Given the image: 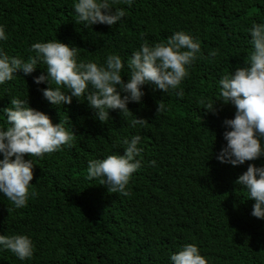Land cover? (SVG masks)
<instances>
[{
  "label": "trees",
  "instance_id": "trees-1",
  "mask_svg": "<svg viewBox=\"0 0 264 264\" xmlns=\"http://www.w3.org/2000/svg\"><path fill=\"white\" fill-rule=\"evenodd\" d=\"M73 3L0 0V24L9 36L0 47L27 58L33 42L58 38L78 46L81 59L102 62L114 52L126 63L143 41H163L183 29L199 38L205 58L193 64L183 96L145 86L142 103L128 105L148 120L143 128H131V117L118 111L102 124L75 98L61 108L51 105L33 82L41 68L28 76L17 72L0 85V107L19 94L54 123L68 121L76 134L72 147L33 157L30 191L36 195L26 207L17 209L0 196V234L26 233L35 244L25 261L0 251V264H170L169 253L185 243H195L209 264H264V220L251 215L254 201L234 184L248 163L264 158L239 166L219 162L222 122L235 108L217 102L212 114L198 103L201 96L218 98V78L244 63L251 49L247 29L264 22V0H134L130 8L118 5L126 10L118 24L92 28L75 23ZM209 49L219 54L209 58ZM160 99L166 110L157 114ZM135 134L142 136L143 165L128 195L110 193L88 177L87 162L123 154L116 141Z\"/></svg>",
  "mask_w": 264,
  "mask_h": 264
},
{
  "label": "clouds",
  "instance_id": "clouds-1",
  "mask_svg": "<svg viewBox=\"0 0 264 264\" xmlns=\"http://www.w3.org/2000/svg\"><path fill=\"white\" fill-rule=\"evenodd\" d=\"M120 3L130 8L134 0H74L75 23L84 28L114 26L125 16ZM247 32L251 49L244 63L218 78V98L201 96L198 101L200 108L212 114L218 112L217 102L234 106V116L222 122L225 143L215 154L219 162L232 166L264 158V22L253 21ZM8 38L6 25L0 24V41ZM30 52L25 58L9 55L0 47V85L12 81L17 72L28 76L41 68L43 71L33 76V82L51 105L61 108L71 105L75 98L86 102L93 118L102 124L113 119L112 111H118L121 116L131 117V128L147 125V119L137 117L128 107L130 103H142L145 86L153 92L183 96L181 86L193 64L205 58L199 38L183 29L163 41H143L126 63L114 52L107 53L102 62L81 59L78 46L58 38L33 42ZM218 54V49L208 51L209 58ZM41 84L46 87L40 88ZM9 100L7 106L0 107V196L20 209L36 195L30 191L36 165L33 157L72 147L76 134L73 125L71 130L66 127L68 121L61 118L54 123L49 114L32 107L28 98L18 94ZM157 104V114L166 110L162 99ZM116 143L122 145L123 154L118 151L89 159L87 175L99 179L110 193L128 195L130 180L143 165L142 136H125ZM150 164L155 166L157 161L151 160ZM234 184L247 193V200L254 201L251 215L264 220V162L248 163ZM4 250L25 261L33 257L35 244L26 233L0 234V251ZM168 259L170 264H209L195 243L180 245Z\"/></svg>",
  "mask_w": 264,
  "mask_h": 264
}]
</instances>
